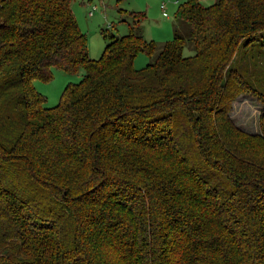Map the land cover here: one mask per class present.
Instances as JSON below:
<instances>
[{
    "label": "trees",
    "instance_id": "trees-1",
    "mask_svg": "<svg viewBox=\"0 0 264 264\" xmlns=\"http://www.w3.org/2000/svg\"><path fill=\"white\" fill-rule=\"evenodd\" d=\"M70 1L0 0V264H264V105L228 113L264 104V0L179 1L159 47L129 10L97 58ZM50 65L83 72L46 106Z\"/></svg>",
    "mask_w": 264,
    "mask_h": 264
},
{
    "label": "rangeland",
    "instance_id": "rangeland-1",
    "mask_svg": "<svg viewBox=\"0 0 264 264\" xmlns=\"http://www.w3.org/2000/svg\"><path fill=\"white\" fill-rule=\"evenodd\" d=\"M162 0H71L70 6L77 23L86 36L88 56L97 58L104 47L107 33L121 34L127 31V25L134 18L129 10L142 12L139 18L140 31L143 37L153 39L159 47L163 41L169 39L175 32L188 38V25L185 20H178L174 24V11L179 1L165 0L167 15L162 13L160 2ZM203 4H209L213 0H200ZM94 5L92 13L87 10ZM180 21V22H179ZM138 23V22H137ZM138 27V24H137ZM105 32V33H104ZM105 34V35H104ZM183 52H191V42L186 39ZM264 46V41H261ZM258 60L259 67L264 72V52ZM240 57V48L233 58ZM151 59L144 51H139L134 60L135 67L143 66ZM51 76L47 79L34 78V87L44 94L43 104L46 106L56 104L60 94L69 81H78L83 69L80 67L74 71H66L58 66L50 65ZM261 100L254 95L241 91L231 100L229 116L240 128L248 131H258V116L263 107Z\"/></svg>",
    "mask_w": 264,
    "mask_h": 264
},
{
    "label": "built area",
    "instance_id": "built-area-1",
    "mask_svg": "<svg viewBox=\"0 0 264 264\" xmlns=\"http://www.w3.org/2000/svg\"><path fill=\"white\" fill-rule=\"evenodd\" d=\"M93 7H94V5H92V6L87 10V12H88V13H91ZM160 7L162 8V9H161V10H162V13H163V14H166L167 12H166V9H165V0H162V1L160 2Z\"/></svg>",
    "mask_w": 264,
    "mask_h": 264
},
{
    "label": "crops",
    "instance_id": "crops-1",
    "mask_svg": "<svg viewBox=\"0 0 264 264\" xmlns=\"http://www.w3.org/2000/svg\"><path fill=\"white\" fill-rule=\"evenodd\" d=\"M173 1H177V0H173ZM92 13V12H91ZM90 14V13H89ZM165 15H167V13L165 14ZM175 18V17H174ZM138 23V31L141 33V31H140V25H139V20L137 21ZM172 22H175V19H174V21H172ZM127 28H128V25H127ZM173 29H174V27H173ZM142 34V33H141ZM143 35V34H142ZM136 56V55H135ZM135 58V57H134Z\"/></svg>",
    "mask_w": 264,
    "mask_h": 264
}]
</instances>
